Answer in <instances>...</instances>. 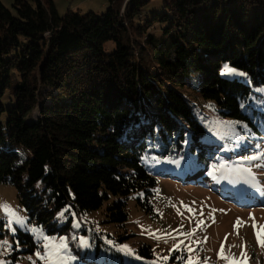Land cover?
Wrapping results in <instances>:
<instances>
[{"label": "trees", "instance_id": "1", "mask_svg": "<svg viewBox=\"0 0 264 264\" xmlns=\"http://www.w3.org/2000/svg\"><path fill=\"white\" fill-rule=\"evenodd\" d=\"M155 1L60 15L53 0H15V14L0 0V185L17 188L29 222L55 232L63 211L104 209L123 226L133 196L153 214L156 166L219 168L209 112L264 138V0H161L149 14ZM104 239H90L97 253Z\"/></svg>", "mask_w": 264, "mask_h": 264}, {"label": "rangeland", "instance_id": "2", "mask_svg": "<svg viewBox=\"0 0 264 264\" xmlns=\"http://www.w3.org/2000/svg\"><path fill=\"white\" fill-rule=\"evenodd\" d=\"M53 1L60 15L69 10L100 15L109 6L108 0ZM1 2L16 13L15 0ZM157 6L161 9V0L148 6L149 14ZM233 70L228 77L247 79L244 72ZM258 90L262 92L264 87ZM206 121L211 137L223 146L221 156H214L219 168L204 174L194 172L192 169L203 162H195L193 156L180 165L170 164V175L156 166L160 175L151 200L153 214L144 212L133 196L128 200L129 216L123 226L105 222L104 209L84 214L63 211L57 218V230L49 232L50 228L29 222L16 187L0 185V206H8L7 210L0 207V264H117L114 250L130 264H264V247L256 238V232L264 228V138L239 134L231 121L215 111L209 112ZM243 137L251 138V144L243 143ZM241 196L252 197L255 203L246 205L252 200ZM10 220L13 223L9 224ZM237 220L242 222L238 229L234 228ZM18 231L33 237L32 248L13 239ZM96 236L106 237V247L99 253L90 241ZM121 237L126 238L119 243ZM143 246H147L149 258L140 254ZM222 246L227 259L220 254Z\"/></svg>", "mask_w": 264, "mask_h": 264}, {"label": "snow or ice", "instance_id": "3", "mask_svg": "<svg viewBox=\"0 0 264 264\" xmlns=\"http://www.w3.org/2000/svg\"><path fill=\"white\" fill-rule=\"evenodd\" d=\"M233 72H234V70L228 68L227 66L224 69V74H231ZM247 159H249V160H257V159H260V158L259 157H249ZM257 166H259V165H257ZM0 207L5 208L7 210L8 206H0ZM188 211H192V210L188 209ZM12 215L15 216L16 221H20V218L18 216H16L15 213H12ZM11 223H13L12 220L9 221V224H11ZM199 223H200L201 226L203 225V221H200ZM241 224H242V222L240 220H237L236 225H234V228L238 229V227L241 226ZM253 227L256 228L257 226L254 224ZM261 231H264V228H262ZM261 231H257L256 232V238H257V243L260 244L262 247H264V239L261 238ZM220 254L223 257V246L221 247V253ZM223 258L227 259V257H223ZM190 264H191V262H190ZM232 264H235V261H233Z\"/></svg>", "mask_w": 264, "mask_h": 264}, {"label": "bare ground", "instance_id": "4", "mask_svg": "<svg viewBox=\"0 0 264 264\" xmlns=\"http://www.w3.org/2000/svg\"><path fill=\"white\" fill-rule=\"evenodd\" d=\"M248 144L250 145L251 144V142H248ZM244 196H241V198H243ZM244 199L245 200H248V201H251V203L250 204H246V205H253L254 203H255V201H254V199L252 198V197H244ZM261 200V199H260ZM261 201H264V200H261ZM239 202V201H238ZM247 203H249V202H247Z\"/></svg>", "mask_w": 264, "mask_h": 264}]
</instances>
